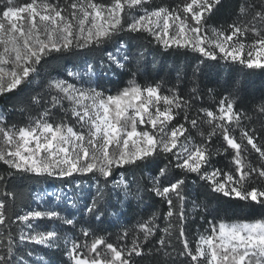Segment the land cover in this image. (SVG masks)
<instances>
[{"label":"snow or ice","instance_id":"1","mask_svg":"<svg viewBox=\"0 0 264 264\" xmlns=\"http://www.w3.org/2000/svg\"><path fill=\"white\" fill-rule=\"evenodd\" d=\"M225 7L0 0V97H17L0 108V264H264V95L245 105L204 71L264 74V0L213 26ZM157 49L191 60L157 67ZM29 176L65 186L23 201ZM214 194L258 218L218 219Z\"/></svg>","mask_w":264,"mask_h":264},{"label":"trees","instance_id":"2","mask_svg":"<svg viewBox=\"0 0 264 264\" xmlns=\"http://www.w3.org/2000/svg\"><path fill=\"white\" fill-rule=\"evenodd\" d=\"M159 2V0H157ZM234 0H226V7L222 9L213 21H211L213 26H219L229 20V15L233 11L232 4ZM157 57V67L163 64L165 68L172 65L174 62H185L186 60H191V54L185 56L183 50H163L157 49L154 53ZM64 61H53V65H62ZM71 65H69L70 67ZM205 82L219 80L220 83H224L229 76L233 80H238L240 82L241 96L244 100L245 105H249L256 102V98L264 95V74L256 72L251 75H243L240 73L239 67L235 66L233 68H224L222 65L209 66L205 70ZM155 75V72H153ZM160 75H164L161 72ZM127 77L119 79L117 82L108 83L105 86L112 90L114 93L119 88L126 85ZM35 86V85H34ZM209 86H213L209 84ZM17 99V97H0V108L4 106L11 107L12 103ZM19 184V191L23 193V201H28L32 198V195L48 186L64 187L65 185L61 180L58 179H34L33 177H25L23 180L17 181ZM208 199L210 206L213 209H218V219H223L225 221H236L241 219L258 218L260 209L254 208L242 201L235 198L225 197L222 194L211 195ZM23 201L21 206H23ZM154 207L150 210L152 212H163L166 211V207L163 206L159 200L152 201ZM125 211L127 212L129 220L135 223L136 219L141 217L146 218L145 211L143 207H137L136 203L133 202L131 207L125 206ZM211 219V217H209ZM202 223L197 220V225ZM196 226H194L195 229ZM109 231H115L114 228H109ZM43 254V253H41Z\"/></svg>","mask_w":264,"mask_h":264},{"label":"rangeland","instance_id":"3","mask_svg":"<svg viewBox=\"0 0 264 264\" xmlns=\"http://www.w3.org/2000/svg\"><path fill=\"white\" fill-rule=\"evenodd\" d=\"M60 188H62V187H55V186H48V187H46V188H44V189H42V190H47V191H49V192H51V191H57V190H59ZM42 190H40V191H42ZM38 192V191H37ZM36 193V192H35Z\"/></svg>","mask_w":264,"mask_h":264}]
</instances>
